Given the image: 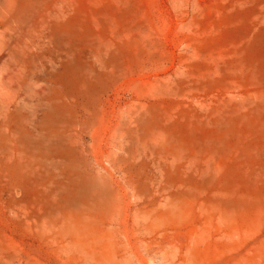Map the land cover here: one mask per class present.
I'll return each mask as SVG.
<instances>
[{
    "label": "rangeland",
    "instance_id": "1",
    "mask_svg": "<svg viewBox=\"0 0 264 264\" xmlns=\"http://www.w3.org/2000/svg\"><path fill=\"white\" fill-rule=\"evenodd\" d=\"M0 264H264V0H0Z\"/></svg>",
    "mask_w": 264,
    "mask_h": 264
},
{
    "label": "bare ground",
    "instance_id": "2",
    "mask_svg": "<svg viewBox=\"0 0 264 264\" xmlns=\"http://www.w3.org/2000/svg\"><path fill=\"white\" fill-rule=\"evenodd\" d=\"M17 69L18 68H16V67H10L9 63H8V65L4 71L5 73L2 77V83H1V85L7 86L8 90L13 94V96H15V94L17 92V88L20 87V84H19L20 74H18Z\"/></svg>",
    "mask_w": 264,
    "mask_h": 264
}]
</instances>
